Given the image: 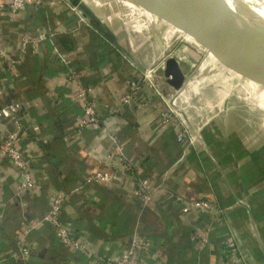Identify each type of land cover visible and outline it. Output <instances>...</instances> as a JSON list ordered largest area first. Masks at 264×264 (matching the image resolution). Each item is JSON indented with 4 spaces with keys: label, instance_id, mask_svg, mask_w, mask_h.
I'll return each instance as SVG.
<instances>
[{
    "label": "crops",
    "instance_id": "crops-1",
    "mask_svg": "<svg viewBox=\"0 0 264 264\" xmlns=\"http://www.w3.org/2000/svg\"><path fill=\"white\" fill-rule=\"evenodd\" d=\"M2 2L8 7L11 0ZM73 7L72 0H45L17 15L0 12V107H26L18 146L35 182L28 193L20 190L19 169L1 153L12 125L0 122V264H113L134 242L143 243L141 264H264V72L251 65L263 43L235 38L224 56L192 45L171 48L158 19L175 27L161 17L145 35L135 26L125 30L123 21L115 28L114 17L92 6L117 35L116 46ZM41 33L47 39L20 59L22 38ZM156 35L186 76L200 69L180 96L190 100L188 119L201 129L194 140L187 134L178 142L182 123H164L169 106L147 87L139 101H122L127 82L165 56ZM66 53L96 104L99 125L78 128L84 102L74 100L76 85L60 59ZM213 64L220 79L207 78ZM241 84L253 98L244 97ZM98 173H109L111 182L96 180ZM144 178L147 202L136 194ZM59 192L67 195L60 220L88 251L55 235L49 212Z\"/></svg>",
    "mask_w": 264,
    "mask_h": 264
},
{
    "label": "built area",
    "instance_id": "built-area-1",
    "mask_svg": "<svg viewBox=\"0 0 264 264\" xmlns=\"http://www.w3.org/2000/svg\"><path fill=\"white\" fill-rule=\"evenodd\" d=\"M45 0H11V3L8 7L0 0V12L8 10L12 15H17L24 12L28 7L40 8L44 5ZM74 11H78L77 8L73 7ZM144 9H140L139 14H144L140 12ZM147 12V11H146ZM148 13V12H147ZM145 18V16L141 15ZM47 39V34L41 33L36 37V39H31L28 36H24L20 44V59L26 56L31 51L38 50L39 44ZM202 51L203 48L201 46ZM174 56V50H170ZM175 57V56H174ZM60 59L64 62L65 65L69 67V80L76 85L77 96L74 100L84 102V113L85 118L80 121L78 128L80 130L87 129L100 124L98 118L97 109L95 102L90 99L87 88L83 85L82 75H80L72 66V56L71 53H66L60 56ZM167 57L164 56L157 64L145 66L142 71V78L140 80H130L128 84V92L122 98L124 104H131L132 100H140V89L144 86L148 89L155 92V95L159 96L170 109V113L164 115V123L171 124L176 121H180L184 127V132L178 136V142L183 143L186 135L191 134V139H196L199 135L200 127L194 125L192 121L188 119L187 112L190 113L189 102L190 100L185 99L181 100V95L185 96V91L183 92L184 87L187 85H193V80L195 75L200 71L199 68L196 69L194 74L186 76V82L181 90L170 89L169 93H166V79L164 76L165 63ZM15 63H9L8 68L11 71L15 70ZM171 91V92H170ZM3 91H0V95ZM202 103V102H201ZM205 106V103H202ZM27 110L24 105L20 103H10L5 106L0 107V122L6 121L10 122L11 131L8 133L6 138V146L4 149H1L2 155L13 163L20 171L22 176V182L20 185V190L22 192L28 193L35 186V182L31 173L29 158L28 155L18 146V138L25 131L24 116ZM199 116V114H198ZM36 131H39V127L35 128ZM190 132V133H189ZM193 139V140H194ZM123 148H118V152H122ZM217 163L216 161H214ZM128 170L131 175H134L135 170L131 163H128ZM219 167V166H218ZM221 170V169H220ZM96 180L102 182H111L112 176L109 173H98L95 177ZM139 189L136 191V194L142 197L146 202L151 198V192L149 190V180L140 179L138 181ZM67 195L63 192H59L51 205L49 212V217L51 223L54 227L56 237L64 245L71 246L75 249L82 250L83 252L88 251L87 245H82L78 240H76L71 234L66 225H64L61 220V212L66 202ZM237 204L239 206L245 207L246 204L242 199H237ZM198 207H207L206 203H198ZM184 213H190V205L184 204L182 207ZM143 248V243L134 242L131 246L127 247L121 257L116 260L113 264H141L138 258L140 250ZM24 255H27L29 250L27 248H22Z\"/></svg>",
    "mask_w": 264,
    "mask_h": 264
},
{
    "label": "water",
    "instance_id": "water-1",
    "mask_svg": "<svg viewBox=\"0 0 264 264\" xmlns=\"http://www.w3.org/2000/svg\"><path fill=\"white\" fill-rule=\"evenodd\" d=\"M74 7L88 20L90 25L103 37L116 46H119L118 37L108 25L99 11L84 1L72 0ZM134 5L145 11L157 15L194 37L197 43L208 52L213 51L227 55L231 49L228 45L233 39H256L262 47H257L258 57L251 61V65L264 72V25H248L243 22L244 16L250 10L252 0H130ZM167 57L164 76L166 91L183 89L186 75L179 61L171 51L162 44L161 38L156 35ZM249 41V40H248ZM252 41V40H250ZM247 41H244V45ZM256 42L253 41L251 45ZM247 46L241 47L245 49ZM250 51H256L252 46ZM260 51V52H259ZM237 52V51H236ZM244 52V51H242ZM245 53V52H244Z\"/></svg>",
    "mask_w": 264,
    "mask_h": 264
},
{
    "label": "rangeland",
    "instance_id": "rangeland-1",
    "mask_svg": "<svg viewBox=\"0 0 264 264\" xmlns=\"http://www.w3.org/2000/svg\"><path fill=\"white\" fill-rule=\"evenodd\" d=\"M90 2V5L95 6L96 9H100L102 12L104 11L106 16L108 15L109 17H114L113 22L115 28L119 29L123 21L126 26L122 27L128 31L131 28L133 29L135 26L140 30V32L144 33L145 35H151L152 30L155 29V15L141 10L140 12L144 13L141 15L145 16V18H142L138 11L143 8L134 5L130 0H90ZM158 24L160 25V32L163 33V35L166 34V37H164L166 38V41L167 39L169 40L168 43L170 44L171 48L178 47L180 45H192L193 47H196V49L200 51V53L205 54L204 51H202L200 47H198L200 45L191 35H188L180 29L172 28V26L166 24V22H162L161 19H158ZM208 70L210 72V75L207 78L210 77L211 79H220L216 78L220 73H222L220 67L216 66V64H213L209 67L207 66L206 72ZM205 79L206 77L204 78V80L202 79L203 82L206 81ZM229 83H231V81H229ZM239 88L241 89L245 98H253V95L251 94L249 89L244 85L241 84ZM262 93H264V91H262Z\"/></svg>",
    "mask_w": 264,
    "mask_h": 264
},
{
    "label": "bare ground",
    "instance_id": "bare-ground-1",
    "mask_svg": "<svg viewBox=\"0 0 264 264\" xmlns=\"http://www.w3.org/2000/svg\"><path fill=\"white\" fill-rule=\"evenodd\" d=\"M264 21V0H252L249 12L243 22Z\"/></svg>",
    "mask_w": 264,
    "mask_h": 264
}]
</instances>
